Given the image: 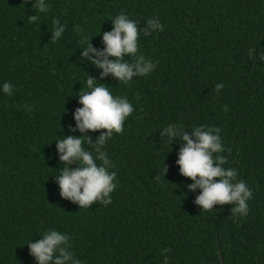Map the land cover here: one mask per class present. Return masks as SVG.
Returning <instances> with one entry per match:
<instances>
[{
	"label": "trees",
	"instance_id": "trees-1",
	"mask_svg": "<svg viewBox=\"0 0 264 264\" xmlns=\"http://www.w3.org/2000/svg\"><path fill=\"white\" fill-rule=\"evenodd\" d=\"M22 3L0 0V264H36L26 244L51 230L70 237L81 264H164L162 249L168 264H264V0H45L46 14L35 0ZM121 13L141 29L149 19L164 26L141 31L137 55L156 67L127 84L101 79L81 57L85 36L103 51L102 35ZM55 18L65 32L53 42ZM87 75L134 107L104 145L117 184L106 207L79 208L56 183L64 165L55 142L82 135L73 113ZM173 123L189 135L201 125L220 130L223 167L253 192L247 216H232L234 205L195 204L200 189L189 191L193 181L176 164L182 142L161 137ZM102 131L83 135L95 143Z\"/></svg>",
	"mask_w": 264,
	"mask_h": 264
},
{
	"label": "clouds",
	"instance_id": "clouds-1",
	"mask_svg": "<svg viewBox=\"0 0 264 264\" xmlns=\"http://www.w3.org/2000/svg\"><path fill=\"white\" fill-rule=\"evenodd\" d=\"M29 3L23 0L21 7ZM39 13H48L50 5L45 0H35L32 5ZM29 22L35 23L39 20L38 15L28 18ZM112 21V30L102 35L104 44L103 51L94 49L90 44L89 37L85 36L81 43L86 47L81 51V57L96 68L100 69V78L111 76L120 83L127 84L133 77H143L150 74L156 67V63L146 60L138 53V40L141 31L145 33L163 31L164 26L158 19H149L144 29L139 28L138 22L129 19L123 13L117 15ZM52 40H59L65 32V26L59 18L52 20ZM79 31V29H76ZM256 50H249V58ZM131 57V62L125 61V57ZM264 59V55L260 54ZM158 63V62H157ZM88 91H80L79 107L73 113L75 129L82 135L67 136L57 139L56 150L59 161L64 165L60 174L56 176V183L60 189V196L79 205V208H89L94 203L107 206L112 203L110 194L115 190L117 184L115 172H109L114 167L108 159L104 145L112 138L113 134H122L125 119L133 111V105L126 97H113L109 87L103 84L97 86V80L87 75ZM224 87L223 83L216 85V91ZM10 82L3 84L4 94L12 95ZM28 107V111H31ZM227 106H224L226 112ZM102 134L92 143V137L83 135L88 132H101ZM220 130L218 128H205L204 125L195 127L189 132L185 131L182 124H169L161 131V137L167 138V143L172 140L182 142L176 164L179 173L193 183L188 186L189 191L200 189V195L195 204L204 211H211L215 205H234L231 208L232 216L245 217L248 214V201L253 192L243 180H237V170L226 169L223 165L228 161L223 155ZM89 144L94 151L86 150L84 145ZM214 154H217L214 156ZM97 161L100 163L98 164ZM77 163L78 167H70ZM162 174L165 175L167 168L162 166ZM26 246L29 253L34 257L36 264H81L69 251L71 247L70 237L56 230L43 234L42 239L36 242L29 241ZM170 249H162L164 264H168L165 253Z\"/></svg>",
	"mask_w": 264,
	"mask_h": 264
}]
</instances>
